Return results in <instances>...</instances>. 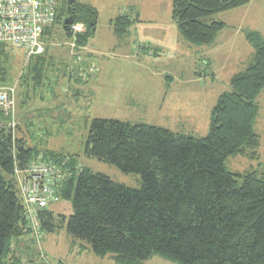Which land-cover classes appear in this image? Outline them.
Returning <instances> with one entry per match:
<instances>
[{
  "label": "trees",
  "instance_id": "1",
  "mask_svg": "<svg viewBox=\"0 0 264 264\" xmlns=\"http://www.w3.org/2000/svg\"><path fill=\"white\" fill-rule=\"evenodd\" d=\"M171 2V17L182 38L207 46L225 27L214 15L250 0ZM69 16L72 23L84 25L75 36L81 47L93 36L96 10L76 1L68 10L66 0H61L54 23L63 24ZM135 20L120 14L114 31L126 33ZM50 27L41 40L51 33ZM245 39L253 46L252 58L231 76L230 90L216 99L205 135L92 118L84 156L139 175V187L79 165L77 154L29 144L32 131L26 133L16 116V136L0 111V264L19 262L11 255L13 240L28 234L35 239L13 173L15 164L22 167L37 160L52 169L57 201H70L73 210L67 216L47 207L39 210V234L64 228L72 241L87 244L97 256L109 254L118 264H143L154 256L178 264H264V167L234 173L225 166L234 154L259 158L255 121L257 97L264 90V39L256 30L246 31ZM11 53L7 44H0V85L12 80ZM36 58L30 65L35 86L45 68L42 55ZM25 126L28 130L30 121Z\"/></svg>",
  "mask_w": 264,
  "mask_h": 264
},
{
  "label": "rangeland",
  "instance_id": "2",
  "mask_svg": "<svg viewBox=\"0 0 264 264\" xmlns=\"http://www.w3.org/2000/svg\"><path fill=\"white\" fill-rule=\"evenodd\" d=\"M75 1L96 10L95 31L85 48L77 49L64 23H54L42 39L43 52L37 54L42 55L45 67L41 83L35 86L30 73L36 56L26 58L21 49L8 45L12 80L4 85L16 88L17 122L26 133L32 131L29 144L77 154L79 165L139 187V175L125 174L112 164L84 156L92 118L145 122L195 137L208 133L216 99L230 90L231 76L252 58L253 46L245 32L256 30L264 39V0L216 13L215 20L225 27L207 46L192 45L182 38L171 17V0H136L138 11L130 0ZM60 4L58 0L57 7ZM120 14L136 19L124 34L114 31V20ZM257 101L259 158L228 156L225 166L234 173L264 167V90ZM47 209L65 216L73 212L67 200L55 201ZM12 247L11 255L19 260L16 264H118L109 254L97 256L87 244L72 241L64 228L40 233L37 242L28 234L13 240ZM143 264L178 263L154 256Z\"/></svg>",
  "mask_w": 264,
  "mask_h": 264
},
{
  "label": "built area",
  "instance_id": "3",
  "mask_svg": "<svg viewBox=\"0 0 264 264\" xmlns=\"http://www.w3.org/2000/svg\"><path fill=\"white\" fill-rule=\"evenodd\" d=\"M57 4L58 0H0V44L21 49L26 58L43 52L41 34L54 24ZM69 29L73 37L85 30L83 23H71ZM15 91L11 85H0V111L7 116L13 134L17 126ZM13 176L24 204V216L35 229L37 242L38 211L57 201L55 177L51 167L39 160L22 167L15 164Z\"/></svg>",
  "mask_w": 264,
  "mask_h": 264
},
{
  "label": "water",
  "instance_id": "4",
  "mask_svg": "<svg viewBox=\"0 0 264 264\" xmlns=\"http://www.w3.org/2000/svg\"><path fill=\"white\" fill-rule=\"evenodd\" d=\"M74 1L75 0H68V6L69 7H71V5L74 3ZM72 20H73V18L71 17V16H69L67 19H65V21H64V28L66 29V30H68V32H69V29H68V27L70 26V24L72 23ZM70 33V32H69Z\"/></svg>",
  "mask_w": 264,
  "mask_h": 264
},
{
  "label": "crops",
  "instance_id": "5",
  "mask_svg": "<svg viewBox=\"0 0 264 264\" xmlns=\"http://www.w3.org/2000/svg\"><path fill=\"white\" fill-rule=\"evenodd\" d=\"M252 0H250V2H251ZM250 2L249 3H247V4H250ZM129 3H131L132 4V7H136V0H130V2ZM247 4H245V5H247ZM244 6V5H243ZM241 7V6H240ZM136 9V8H135ZM237 9V8H236ZM136 11H138L137 9H136ZM216 40V39H215ZM89 42V41H88ZM87 42V43H88ZM87 43L85 44V45H82L81 47H78L77 49H82V48H85V46L87 45ZM78 50V51H79ZM79 53H80V51H79Z\"/></svg>",
  "mask_w": 264,
  "mask_h": 264
}]
</instances>
